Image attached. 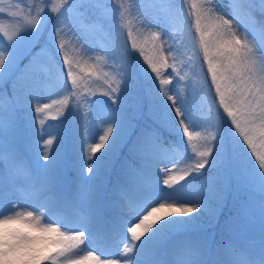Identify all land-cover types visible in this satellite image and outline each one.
Here are the masks:
<instances>
[{
	"label": "snow or ice",
	"instance_id": "snow-or-ice-1",
	"mask_svg": "<svg viewBox=\"0 0 264 264\" xmlns=\"http://www.w3.org/2000/svg\"><path fill=\"white\" fill-rule=\"evenodd\" d=\"M257 3L259 17L256 15ZM96 7H99L98 0H64L65 11L76 15L82 16L90 8ZM225 7L224 0H203L197 8L196 0H192V8L197 10L196 32L199 33L207 71L211 74L219 106L223 113H226L231 126H234L235 133L229 135L231 128L223 119L219 125H213L216 134L213 136L212 146L198 152L199 160L194 166L189 164L178 177L179 180H185L191 172L204 175L208 170L215 169L216 179L206 187L191 188V199H184L183 186L178 191L169 184L168 179L163 181L168 191L151 190L150 169L153 162L161 152H172L174 146L165 149L163 139L155 130L141 128L137 133V125L133 122L135 117L130 118L119 111L121 98L132 92L134 82L140 74L143 73L146 79L150 78L142 66L130 67L127 57L115 54L109 56L106 53V58L117 65L119 79L113 81L115 87H110V90L101 93V96H108L116 107L104 105L101 101L102 110L105 112L101 124L108 126L103 134H99L98 142L91 143L90 152L85 150L84 145L96 133H90L88 140L83 137L79 140L81 158L75 163L81 172L87 170L90 179L99 178L113 163L120 161L121 172L125 175L134 173L138 182L137 188L150 194L143 197L123 196L125 203L120 206V212L108 218L95 204L90 206L87 212L77 210L74 213L78 217L75 227L65 222L71 214L66 213L61 220L51 219L52 213L63 210L66 205L56 194L52 176L56 160L48 151L53 142L51 139L46 140L43 160L47 163L40 165V175L43 179L39 182L46 197L45 202L33 207L23 196H19L18 199L24 202L13 204L0 192V264H61L60 257L65 258L63 264H82L87 259L100 261L101 257L94 255L98 249L93 245L116 237H119L117 243H123V264H264V237L261 239L258 253L242 252L224 246L213 247L206 240H188L171 253L160 252L161 245L167 239L192 229L202 218H207L209 223L216 220L223 209L224 192L229 179L234 178L241 185L258 187L261 193H264V0H229V10L225 11ZM46 20L47 16L38 17L39 27L32 26L22 30L17 41L7 46V52L4 46L0 45V136L12 131L17 109L24 107L29 90L39 86L38 79L30 82L22 79L18 84H13L11 93L4 90L2 85L5 69H10L13 63V47L20 40L33 48L39 44ZM57 23H62L60 17ZM61 34L60 28H56V37ZM163 35V31L154 33L153 39ZM56 37L49 33L48 40L54 45L58 44L59 54L64 56V65L68 69L67 79L71 81L75 91L78 81L73 72V65L64 54V43ZM133 48H136L135 42ZM47 52L45 45L37 55ZM168 55H172L170 48ZM144 60L157 77L160 76L161 68L169 66L163 50L158 60L148 56H144ZM168 82L160 81L161 85ZM146 96L148 114L153 119L170 126L171 122L179 118V128L183 129L185 137L192 139L185 124L189 114L179 105L178 96L174 98L173 95H167V100L172 101L171 107L160 98L154 87L146 89ZM5 102L8 109L7 120L3 111ZM87 102L91 103V100ZM48 107V104L37 106L35 111L40 113ZM172 110L175 111L174 117L171 116ZM236 133L242 138V143ZM133 136L135 139H132ZM244 145L247 147L244 148ZM125 147L127 154L120 160L122 148ZM137 156L140 157V164L138 168L132 169L130 160ZM252 157H255L258 167L249 164ZM169 162L176 163L174 160ZM12 164H15L14 160ZM171 179L175 180L177 177ZM7 180L16 182L15 174L11 170ZM174 204L179 207H174ZM17 207L31 210L16 211ZM35 212L40 215H34ZM176 212L182 215H174ZM193 213L195 215H190ZM260 213L264 220V203ZM80 244L84 245L80 251H86L87 255L81 256L79 260L68 258L66 253L72 252ZM129 253L131 255H127ZM168 256L170 258H165ZM108 264H120V260H112Z\"/></svg>",
	"mask_w": 264,
	"mask_h": 264
},
{
	"label": "rangeland",
	"instance_id": "rangeland-1",
	"mask_svg": "<svg viewBox=\"0 0 264 264\" xmlns=\"http://www.w3.org/2000/svg\"><path fill=\"white\" fill-rule=\"evenodd\" d=\"M189 2L192 15L186 9L176 5L174 0H144L139 4L137 1L132 2L126 16L125 11L120 9L114 0H98L99 7L95 8V13L100 19L99 29L87 32L84 29V19L80 15L65 11L64 8L61 11L63 16L61 17V13L58 15L62 19V23L58 24L57 20L51 23L47 30V36L51 33L56 37V28H60L62 34L56 38L64 43V54L72 63L74 75L80 85L74 94L78 100L76 101L78 134L75 136V143L79 138L74 151L71 150L73 144L68 146L62 143V133L57 128L58 121L55 120L54 115L56 106L67 97L69 92L66 72L61 71L58 67L55 56L49 48H47V53L37 55L45 45L39 47L36 45L37 48L33 49L27 46L23 40L15 43L13 63L10 69L7 67L5 69L4 90L11 93L13 84H18L22 79L29 82L38 79L39 86L31 88L25 100L24 111H31L30 117L33 124L32 133L24 143L20 144L25 146V155L16 160L13 145L17 141L13 143L11 141L17 135L16 128L19 119L17 116L21 113L20 108L15 113L12 131L7 135L0 136V149H2V154H0V192L5 195L6 200L12 201L13 204H19L24 200H20L18 197L23 196L33 207L45 202L46 197L39 186V182L43 179L40 175V165L47 163L43 160V152L45 151V141L49 139L53 142L52 148L48 150L49 155L56 160V167L52 171L56 194L66 205L63 210L52 213L51 219L61 220L64 219L66 213L71 214L69 220L65 222L75 227L78 217L74 213L77 210L87 212L90 206L95 204L97 208L103 210L105 217L108 218L120 212V206L125 203L122 199L123 196L143 197L150 194L137 188L138 182L132 172L127 175L122 172L114 175L115 172L112 174L107 169L99 178L91 177L89 179L87 170L81 172L75 163L81 158L79 140L82 137L88 140L90 133H96L84 145L85 150L90 152L91 143L98 142L99 134H103L108 126L101 124V120L105 117L101 101L104 105L111 106V99L108 96H101V93L109 91L110 87H115L113 81L118 79V74L112 60L107 59L105 54L112 55L111 40L118 36L119 32L120 34L126 32L136 62L142 56L158 60L161 50H163L169 66L161 68L158 78L169 82L165 83L157 92L169 107H171L172 101L167 100V95H173L174 98L179 97V105L189 114L185 124L189 128L192 139L189 140L185 137L183 129L179 128V118L171 122V127L181 141V146L180 148L174 147L172 152H161L153 162L150 169L151 190L153 192L168 191V187L163 183L165 179H168L169 184L178 191L183 186L184 199H191L190 187L195 185L192 183L193 173L191 172L190 176L185 177V180L178 179L189 165L184 151V141L188 145H194L195 137L204 129L219 125L221 119L225 120L231 128L229 135L235 133V128L231 126L226 113H224L225 117H217L205 109H195L187 105L186 90L184 86L179 85L178 72L185 68L192 69L195 55L198 53L204 57L199 33H197V37L193 36V29L196 30L197 10L192 8V0ZM201 3L203 0H196L197 8ZM22 4V0H0V9H3L0 11V45L4 46L5 52H7L8 45L17 41L22 29L32 26L39 27L38 17L47 16L48 20L53 0L43 1L32 23L31 15L22 16ZM224 4L226 6L224 10L228 11L229 0H224ZM257 8H259L258 3ZM201 23L204 22L201 21ZM161 31L164 35L153 39V34ZM133 42H135L136 48H133ZM169 48L172 50V55H168ZM141 50L143 55H141ZM205 64L207 66L206 61ZM145 65L148 66L146 61ZM5 82L7 85H4ZM200 83H204V81ZM190 90L192 94H199L198 85L191 86ZM89 99L91 103L87 102ZM44 104H48L50 107L36 113V107H42ZM3 111L4 118L7 120L6 102ZM171 116H175L174 110L171 111ZM177 129L179 130L177 131ZM236 136L239 138L238 133ZM239 139L242 143V138ZM169 146L172 145L164 144L165 149ZM13 160L15 161L14 165L12 164ZM173 160L176 161L175 164L169 162ZM252 160H255V157H252ZM252 160L249 161V164L258 167V162ZM131 161H138L140 164V157L137 156ZM139 164L131 165L132 169L138 168ZM10 170L15 174V183L7 180ZM172 177H177V179L173 180ZM185 181H190V183L186 184ZM34 184L36 187H33ZM242 186L254 192L249 196V202L255 216H252L249 210L243 211L242 204L238 205L239 211L242 210V218L229 226L228 236L225 238L216 237L219 215L213 223H209L207 218H202L197 226L167 239L161 245L160 252L171 253L188 240H206L213 247L224 246L242 252L255 251L258 253L261 239L264 237V220L260 213L261 205L264 203V193H261L258 187ZM173 206L179 207L178 204ZM15 210L29 211L31 208L17 207ZM34 215H40V213L35 212ZM174 215L181 216L182 213L176 212ZM41 222H44L42 217ZM255 223H257L256 226ZM118 239L119 237H116L110 241L95 243L93 246L98 251L94 255L100 256L101 260L87 259L82 264H108L109 261L117 259L120 260V264H123L124 247L123 243L116 242ZM83 248L84 245L80 244L72 252L66 253V256L73 260H79L81 256L87 255L86 251H80ZM165 258H170V256ZM59 259L63 264L65 258L60 257Z\"/></svg>",
	"mask_w": 264,
	"mask_h": 264
},
{
	"label": "trees",
	"instance_id": "trees-1",
	"mask_svg": "<svg viewBox=\"0 0 264 264\" xmlns=\"http://www.w3.org/2000/svg\"><path fill=\"white\" fill-rule=\"evenodd\" d=\"M44 0H22V16H26L27 14L31 15V23L32 20L40 8ZM120 9L125 11V14L129 13V6L132 2L137 1V3H142L144 0H114ZM80 2V0H77ZM175 4L179 5L181 8L186 9L189 14H191V7L189 0H174ZM64 8V0H53L52 9L50 10V17L48 18L46 25L44 26L43 36L37 47L46 45L55 56V61L60 67L61 71L66 72L67 78V66L64 65V56L59 54V46L58 44H53L48 40L47 30L50 27L51 23L58 19V15L61 13ZM192 15V14H191ZM257 17L260 16L259 9L257 8ZM81 16V15H80ZM85 21V28L87 31H92L93 29L99 28V17L96 15L94 8H90L84 15L81 16ZM23 30V29H22ZM193 36L197 37V32L193 29ZM111 45L113 48V54L116 56H124L130 62V67H141L146 71L147 77L150 79H146L144 74L141 73L140 76L135 80L134 87L132 92L124 98H121L119 104V111L128 116L135 117L133 122L137 125L136 132L138 133L141 128H145L148 130H155L160 137L163 139L164 144L167 145H177L181 146V141H178L177 135L174 132V129L168 125L162 124L160 121L153 119L148 114V100L146 96V89L148 87H154L157 91L162 87L158 77L155 73H152L151 69L145 65L144 56L141 57L139 61L134 60V55L130 49V45L127 40L126 32H122L118 34V36L113 37L111 40ZM37 47H32L36 49ZM117 68V65L114 64ZM8 73V72H7ZM6 76L4 77V80ZM119 79V76H118ZM68 80V79H67ZM8 79L6 80V82ZM204 81V83H200ZM5 82L4 85H7ZM69 82L70 86V94L68 99L62 101L59 105L56 106L55 109V120L58 121L57 127L63 130V144H67L68 146L73 144L71 148L74 151L75 147V136L78 134V121H77V105H76V97L74 96L75 92L78 90V86L73 91V86L71 81ZM178 82L179 85L184 86L187 95V105L195 108V109H205V111L210 112L211 114L217 117H225L223 113V109L219 106V100L215 94L214 85L211 82L210 73L207 71V66L205 64L204 57L201 56L200 53L195 55V63L192 64V69L185 68L183 71L178 72ZM198 85L199 94L191 93V86ZM3 86V85H2ZM206 91V92H204ZM209 92V93H208ZM112 107H116L113 104L111 99ZM20 115L17 116L19 119L17 121L16 133L17 135L12 138V143L17 141L13 146L15 150L14 158L17 160L21 159L24 156L25 146H21V143H24L27 137L32 132L31 121L28 119V114L24 110H20ZM15 129V128H14ZM216 134V131L212 127H208L203 130L193 142L194 145H188L187 142L184 141V151L186 153V158L189 164L194 166V163L199 160L198 152L205 150V148L212 146L214 143L213 136ZM132 139H135L133 136ZM246 148V146H244ZM127 148H122L120 160H123L126 155ZM250 154V150H248ZM252 159V158H251ZM131 165V161H130ZM109 169L112 174L114 172H121L120 161H116L113 163ZM229 175H231V169L228 170ZM194 174V183L195 186L206 187L212 180L217 177V170L212 169L205 172L204 175H200L199 173L193 172ZM250 193L249 190L244 188L241 184H238L235 180L229 179L227 181V186L224 192V204L223 209L220 212V220L218 223L217 230L221 235H227V225L231 221L239 220V209L237 207L236 202L240 200L246 206V209H250L247 205V196ZM251 212L253 210L251 209Z\"/></svg>",
	"mask_w": 264,
	"mask_h": 264
}]
</instances>
